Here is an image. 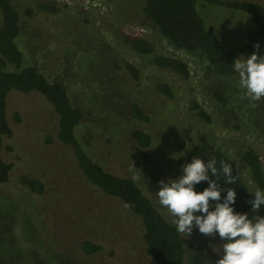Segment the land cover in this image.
Masks as SVG:
<instances>
[{
  "label": "rangeland",
  "instance_id": "rangeland-1",
  "mask_svg": "<svg viewBox=\"0 0 264 264\" xmlns=\"http://www.w3.org/2000/svg\"><path fill=\"white\" fill-rule=\"evenodd\" d=\"M13 1L21 16L16 42L23 65L66 86L83 114L75 135L88 155L105 170L132 177L169 221L156 192L161 180L182 174L193 144L231 155L247 189L255 191L240 154L245 148L256 151L264 169V141L248 119L246 110L255 102L241 99L237 73L220 78L200 54L172 47L141 13L144 0H52L65 4L57 13L38 11L36 0ZM254 1L264 6V0ZM197 10L222 46L243 43L250 25L246 13L205 2H198ZM125 34L148 38L157 53L184 60L189 78L160 69L149 55L129 49L122 43ZM128 65L139 70L137 80ZM162 82L170 84L173 97L156 89ZM213 89L225 93L226 105L209 98ZM195 104L210 121L198 115ZM6 117L12 135L3 137L1 156L12 167L8 180L0 183V264H155L145 250L140 218L89 183L71 148L56 139V114L44 96L10 91ZM135 129L150 135L148 147L132 138ZM23 174L41 180L43 191H30L19 180ZM254 213L264 216V205ZM182 239L185 264L193 254L216 264L223 254L218 233L204 236L194 228ZM85 241L101 248L87 253Z\"/></svg>",
  "mask_w": 264,
  "mask_h": 264
},
{
  "label": "trees",
  "instance_id": "trees-1",
  "mask_svg": "<svg viewBox=\"0 0 264 264\" xmlns=\"http://www.w3.org/2000/svg\"><path fill=\"white\" fill-rule=\"evenodd\" d=\"M205 2L224 6L228 9L241 11L248 15L250 25L244 33L241 45L224 47L221 45L215 30L205 25L203 18L197 10V3ZM65 4L52 0H36L35 7L38 11L57 13ZM147 19L150 27L156 30L172 47L187 52L198 53L207 63V69L220 78H230L236 73L233 62L236 58H247L254 52L264 56V6L254 0H144L140 10ZM27 13L32 15L33 10ZM20 11L13 0H0V183L6 182L12 163L5 161L1 156L2 139L12 135V129L6 117V98L10 91L40 93L52 106L56 118L55 137L60 142L68 145L74 154L77 166L85 179L97 186L104 193L114 196L122 201L142 223V240L146 253L155 264H185V249L182 236L176 232L175 226L163 212L156 207L153 201L144 194L132 177L113 174L105 170L97 161L92 159L85 151L75 135V128L82 119V111L75 106L67 92L66 86L58 81H49L44 74L33 65H23V54L16 39L20 33ZM129 49L139 54L151 57L154 66L172 72L186 80L190 76L187 63L179 58L170 57L164 53H157L154 43L142 36L125 34L122 37ZM258 46V47H257ZM128 69L134 79H138L139 70L132 65ZM156 89L166 97H173V90L169 83H158ZM209 98L219 105H226L228 98L221 90H211ZM247 104V103H245ZM256 104V105H255ZM247 106L250 112L249 121L253 124L260 138L264 141V98ZM198 115L207 121L211 117L206 111L194 105ZM137 116L142 117V110L134 106ZM19 121V116L15 115ZM132 138L141 147H148L151 137L148 133L135 129L131 132ZM183 142H181V147ZM193 157L224 161L233 164L235 184L225 183L223 175L220 177L221 202L226 196V188H234L236 200L234 211L248 213L255 218V213L249 203L254 199L243 180L233 157L218 149H210L199 144H193L187 151L185 163H190ZM240 159L251 181L260 189H264V169L256 151L245 148ZM213 179H216L213 177ZM20 182L30 191L41 193L43 183L38 178L23 174ZM208 187V182L203 181L195 186L196 191H203ZM101 248L98 243L85 241L82 249L85 252H94ZM188 264H207L203 256L193 254Z\"/></svg>",
  "mask_w": 264,
  "mask_h": 264
},
{
  "label": "clouds",
  "instance_id": "clouds-1",
  "mask_svg": "<svg viewBox=\"0 0 264 264\" xmlns=\"http://www.w3.org/2000/svg\"><path fill=\"white\" fill-rule=\"evenodd\" d=\"M233 68L239 87L244 90L241 99L255 102L264 98V56L254 52L247 58H236ZM131 167L136 168L134 164ZM232 173L233 164L220 161L218 169L215 157L207 161L193 157L182 165L180 176L160 181L158 203L172 217V224L182 237H190L194 228L204 236L215 237L218 233L223 254L216 264H264V216L252 218L248 213L234 211V188H226L221 202L225 187H221L220 177L223 175L227 184H235ZM203 181L208 182V187L196 191L195 186ZM249 191L254 194L249 201L252 210L258 212L264 205V190L257 187L254 192Z\"/></svg>",
  "mask_w": 264,
  "mask_h": 264
}]
</instances>
